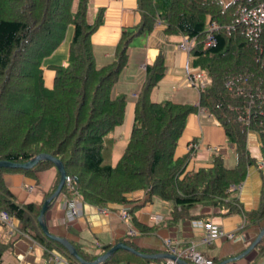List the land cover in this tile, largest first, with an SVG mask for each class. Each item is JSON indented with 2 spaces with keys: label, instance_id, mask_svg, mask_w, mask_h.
Here are the masks:
<instances>
[{
  "label": "trees",
  "instance_id": "obj_1",
  "mask_svg": "<svg viewBox=\"0 0 264 264\" xmlns=\"http://www.w3.org/2000/svg\"><path fill=\"white\" fill-rule=\"evenodd\" d=\"M260 2L264 0H136L138 20L121 28L112 58L96 65L90 35L102 22V8L88 21L87 0H77L74 7L73 0H0V159L23 162L40 152L51 154L61 160L66 174L72 177L73 187L63 184L61 191L67 197L77 194L99 206L127 203L128 192L144 188L148 199L156 196L171 202L168 220L172 223L201 217L191 209L203 202L220 206L222 214L241 211L243 225L259 223L264 219V181L253 209H243L230 193L235 192L247 167L255 161L246 148L248 129L258 132L264 149V115L257 104L249 103L245 92L252 83L263 81L260 56L264 24L254 36L247 23L238 19V5ZM208 21L215 22L217 28L211 30L214 41L206 44ZM158 22L163 24L166 40L181 35L194 39L188 64L200 68L209 80L199 89L196 104L153 100L150 92L165 72V51L160 45L153 59L145 63L128 138L112 164V131L123 122L126 98L122 93L112 96L111 88L127 64L133 37L149 33ZM68 26L72 31L66 63L52 66L55 74L52 86L47 87L42 60L59 46ZM228 78L244 92L227 87ZM199 106L223 126L235 155L231 167L225 165L220 153L213 154L211 166L191 171H185L191 150L174 157L187 115ZM248 107L251 113L260 115L247 125L240 116ZM51 166L54 164L46 159L28 168L0 166V211L13 218L16 228L46 251L59 248L67 256V264H83L59 241L47 236L37 220L43 200L57 184L58 172L40 202H18L3 179L8 171L36 178L38 171ZM135 225L140 232L153 228L138 222ZM119 241L148 253L129 239ZM71 244L85 260L98 256ZM111 244H105L103 251ZM254 247L258 254H264V233ZM1 253L0 246V264ZM215 259L211 258L213 264L223 258ZM133 260L148 264L167 258L141 257L119 248L97 264Z\"/></svg>",
  "mask_w": 264,
  "mask_h": 264
},
{
  "label": "crops",
  "instance_id": "obj_2",
  "mask_svg": "<svg viewBox=\"0 0 264 264\" xmlns=\"http://www.w3.org/2000/svg\"><path fill=\"white\" fill-rule=\"evenodd\" d=\"M76 1L73 0V7ZM99 8L103 10L102 22L90 35L96 65H101L112 58L121 28L134 24L139 18L136 0H87L86 17L88 21L94 19ZM162 28L163 24L156 23L149 33L143 34V40L140 38L141 34L135 36L140 39L133 37L128 46L127 64L111 88L112 96L119 93L125 95L126 106L128 104L130 112L127 122L124 123L123 119V122L116 125L112 131L113 145H115L110 156L112 164L121 155L128 138L133 105L144 78L145 63L153 59L160 45L165 51V72L152 88L150 97L157 101L170 99L174 102L193 104L198 101L199 91L184 81V63L188 54L178 47L182 35L166 40ZM71 31L72 27L68 26L59 46L42 60L43 83L47 87L52 86L55 74L52 66L66 63ZM189 142H195L196 145L191 149V156L186 163L185 171L211 166V159L215 153L223 155L226 166L235 162L234 150L225 139L223 126L204 107H198L187 115L185 126L174 148V157L188 152ZM246 148L255 161L247 167L245 178L230 195L236 196L243 209L250 210L258 205L262 181H264V167L258 165V161L264 160V149L261 148L257 131L253 129L247 131ZM56 171V168H44L36 173V178L28 177L20 171H8L3 174V179L18 202H40L44 193L50 189ZM28 185H33V187L29 188ZM126 197L128 199L126 204L131 207V213L135 219L133 223L153 226L150 231L127 235V224L116 213L118 204H108L111 210L108 213H102L99 205L83 201L81 214L67 219L64 216L62 205L63 194L54 198L42 215V222L51 233L64 237L87 254H100L105 244L114 243L120 239H129L137 248L148 252L143 254H158L161 250L165 252L163 238L169 236L178 239L180 245H185L189 241L195 242V248L212 260L237 256L233 259L239 260L234 264H261L258 261L263 254H258L255 247L242 252L256 239L264 224V219L259 223L243 225L244 215L241 211L222 214L220 206L205 202L196 203L191 209L193 214H200L201 217L211 219L225 230L237 233L236 238L233 239L218 237L211 243H202L199 242V238L203 230L195 226L191 219L169 222L172 205L170 201L156 196L148 199L144 188L132 190L127 193ZM155 218L159 219L156 221ZM131 225L134 227L133 224ZM0 246L2 247V264H64L61 260L59 263H52L51 254L44 249L43 245L17 228H10L1 219ZM52 250L60 255V259L67 261V256L59 248H52ZM126 262L136 264L134 260ZM215 262L217 263L214 261V264Z\"/></svg>",
  "mask_w": 264,
  "mask_h": 264
},
{
  "label": "built area",
  "instance_id": "obj_3",
  "mask_svg": "<svg viewBox=\"0 0 264 264\" xmlns=\"http://www.w3.org/2000/svg\"><path fill=\"white\" fill-rule=\"evenodd\" d=\"M238 19L243 20L247 23L248 29L251 34L254 36L259 35V32L262 30L261 27L264 24V2H260L257 5H248L242 4L238 5ZM206 28L207 39L206 44H209L214 41V38L211 34V30L217 28V24L213 21H208ZM194 43L193 38H188L184 36L178 44V47L185 50L187 53L189 52L192 44ZM261 62L263 64L264 70V47L261 48ZM209 78L204 74V72L198 67H191L188 64V60H185L184 63V81L186 84L195 87L199 90L202 86H204ZM227 87L232 88L236 87V90L243 91L242 86L237 85L231 78H228L225 81ZM246 94L250 97L249 103L257 104L261 113L264 115V77L263 81L252 83L251 88L245 91ZM263 107V109H262ZM258 112L251 113V109L246 108L245 114L240 116V119L245 123L249 124L251 119L259 116ZM257 118V117H256ZM195 142H189L187 148L192 149L195 147ZM258 165L264 167V160H260ZM72 177L67 175L65 176L64 183L69 187H73L71 183ZM29 188H32L33 185H28ZM78 195H73L71 198H65V217L67 219L73 218L75 215L79 213L80 210V200L78 199ZM64 205V204H63ZM100 212L108 213L111 209L107 206H103L99 208ZM116 213L118 217L127 224L126 234L134 235L137 233L136 228L131 225L132 213L130 210V206L128 204H121L116 208ZM158 217V216H157ZM0 219L4 221L10 228H16L13 218L9 217L3 211H0ZM159 219V218H158ZM195 226L201 227L203 230L202 235L199 238V242L202 243H211L218 237H224L226 239L236 238L237 233L235 231L225 230L222 226L215 223L209 218L206 217H197L191 220ZM163 247L167 253L174 254L176 257L183 258L187 262H192L194 264H212L211 258L207 257L204 253L197 250L195 248V242L189 241L185 245H180V242L176 238H172L166 236L163 238ZM58 254V253H57ZM56 252L52 250L51 259L52 263L64 262L65 260L60 259L57 256ZM59 255V254H58ZM259 263L264 264V255L260 258ZM148 264H178L176 259L167 258V260L153 261Z\"/></svg>",
  "mask_w": 264,
  "mask_h": 264
},
{
  "label": "water",
  "instance_id": "obj_4",
  "mask_svg": "<svg viewBox=\"0 0 264 264\" xmlns=\"http://www.w3.org/2000/svg\"><path fill=\"white\" fill-rule=\"evenodd\" d=\"M40 159L50 160L54 164V166H55V168L59 174V178H58V181H57V184H56L54 190L43 200L41 207H40V210H39V213H38V216H37V220L39 221V224L41 226L42 231L47 236H49L50 238H53L54 240L59 241L69 251V253L72 256H74L77 260H79L81 263H83V264H97V263L103 261L110 254H112L116 249L122 248V249H126L128 251L135 252L136 254L146 256L149 258H155V257L174 258V259H176L178 264H188V262L186 260L179 258V257H176L174 254H171V253L162 252V253H158V254H143V253L137 252L131 246L125 244L122 241H116V242L112 243L109 246V248H107L104 252L99 254L94 260L83 259L77 253L75 247L71 244L70 241H68L64 237H61L57 234L51 233L49 231L48 227L42 222V215L45 213L46 209L48 208L49 202L52 201L55 197H57L59 195V192H60V190L64 184L66 172H65V169L63 167L61 160L59 158L52 156L51 154H48L45 152H40V153L32 156L31 158H29L28 160H25L23 162H13L10 160L0 159V166L28 168V167H31L33 164H35ZM263 233H264V224L262 225V228L259 231L256 239L250 245H248L247 248L242 253H244V252L248 251L250 248L254 247L256 242L259 240V238L261 237V235ZM233 258H237V256H235V257L232 256L229 258H223V259L219 260L216 264H224L225 262L230 261Z\"/></svg>",
  "mask_w": 264,
  "mask_h": 264
},
{
  "label": "rangeland",
  "instance_id": "obj_5",
  "mask_svg": "<svg viewBox=\"0 0 264 264\" xmlns=\"http://www.w3.org/2000/svg\"><path fill=\"white\" fill-rule=\"evenodd\" d=\"M135 38H139V37H135ZM140 38L143 40L144 39V37H143V34H141L140 35ZM139 38V39H140ZM113 95V94H112ZM129 115H130V112H129V109H128V104H127V106H126V109H125V113H124V123H126L127 122V120H128V117H129ZM114 144V143H113ZM114 146L115 145H113L112 146V148H114ZM112 150L113 149H111V152H112ZM233 164H231L230 166H228V167H231ZM51 168H55L54 166H51ZM56 174H57V171H56ZM65 184V183H64ZM59 194H63V197H64V200H65V198H71V197H67L66 196V194L64 193V192H62L61 190H60V192H59ZM73 197V196H72ZM78 197H79V195H78ZM56 198V197H55ZM79 200H80V210H79V213L77 214V215H75L74 217H76V216H78L79 214H81V210H82V203H83V201L84 200H82L80 197L78 198ZM54 200V199H53ZM52 200V201H53ZM64 204V205H63ZM121 204H126V203H121ZM121 204H118V207L121 205ZM62 205H63V208L65 207V202H63L62 203ZM103 206H107V205H101V206H99V208L100 207H103ZM107 207H109V206H107ZM109 208H111V207H109ZM65 209H66V207H65ZM65 209H64V216H65ZM73 217V218H74ZM132 217H133V215H132ZM72 219V218H71ZM155 220L157 221L158 220V218H155ZM192 220V219H191ZM131 224H133V222H132V219H131ZM134 225V224H133ZM134 228H136V231H137V233L136 234H138V233H141L140 232V230L137 228V227H135L134 226ZM136 234H134V235H136ZM105 251V250H104ZM104 251H102V252H104ZM47 252H49L50 254L52 253V251L50 250H48ZM101 252V253H102ZM100 253V254H101ZM166 253V252H165ZM56 254H57V252H56ZM99 255V254H98ZM57 256H59L60 257V255H58L57 254ZM163 258H165V257H163ZM183 259V258H182ZM239 259H232V260H230V261H227V263H229V264H234L236 261H238ZM260 260V259H259ZM66 261V260H65ZM259 262V261H258ZM188 263H189V261H188ZM226 263V264H227ZM120 264H131V263H127L126 261H121L120 262ZM216 264V263H215Z\"/></svg>",
  "mask_w": 264,
  "mask_h": 264
}]
</instances>
